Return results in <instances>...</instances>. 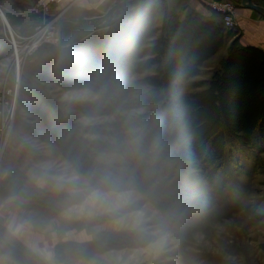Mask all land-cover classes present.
I'll list each match as a JSON object with an SVG mask.
<instances>
[{
  "label": "rangeland",
  "instance_id": "obj_1",
  "mask_svg": "<svg viewBox=\"0 0 264 264\" xmlns=\"http://www.w3.org/2000/svg\"><path fill=\"white\" fill-rule=\"evenodd\" d=\"M37 1L0 0V9L23 15ZM119 1L68 0L56 12L66 11L62 16L67 19L101 17ZM63 29L55 31L61 34ZM161 29L156 22L148 46L159 43ZM232 41L201 67L192 80L201 86L194 93L212 80ZM51 54L48 47L41 48L25 65L24 92L0 172V253L10 256L4 242L9 233L41 264H264V134L248 152L229 145L225 161L216 168H185L189 174L184 178L177 167H170L169 173L165 167L149 169L137 148L127 158L100 154L96 173L91 178L79 175L51 144L43 121L29 110L33 101L25 90L35 88L61 108L73 102L96 103L99 97L92 90L67 92L59 84L41 81ZM10 62L11 57L0 60V99ZM154 74L155 67L137 73L132 81ZM154 108L133 114H151ZM70 113L87 127L112 121ZM233 148L237 163L231 160L236 157L230 154ZM16 217L25 241L8 230Z\"/></svg>",
  "mask_w": 264,
  "mask_h": 264
},
{
  "label": "trees",
  "instance_id": "obj_2",
  "mask_svg": "<svg viewBox=\"0 0 264 264\" xmlns=\"http://www.w3.org/2000/svg\"><path fill=\"white\" fill-rule=\"evenodd\" d=\"M155 10V1L147 0L124 21L80 43L45 46L52 54L42 67L41 81L59 84L67 92L92 90L99 97L96 103L73 102L61 108L37 89L25 90L33 101L29 110L43 121L51 144L79 175L91 178L100 154L127 158L140 149L149 169L165 167L169 173L170 167H177L184 178L189 174L185 168H216L225 161L229 145L248 152L257 146L255 138L264 134V50L240 46L221 22L168 13L159 43L148 46ZM232 39L212 80L194 93L201 86L192 80L201 67ZM11 56V47L0 38V60ZM154 67L156 74L132 81L137 73ZM142 88L148 90L128 99ZM152 105L156 108L151 114H133ZM74 110L87 118L108 116L112 121L83 126L70 113ZM230 152L236 156V149ZM231 160L237 163L238 158ZM4 242L19 264L42 263L9 233Z\"/></svg>",
  "mask_w": 264,
  "mask_h": 264
},
{
  "label": "built area",
  "instance_id": "obj_3",
  "mask_svg": "<svg viewBox=\"0 0 264 264\" xmlns=\"http://www.w3.org/2000/svg\"><path fill=\"white\" fill-rule=\"evenodd\" d=\"M67 1L38 0L31 11L26 14L33 16H51L56 13L57 9L66 5ZM207 7L211 12L220 16V22L225 30H233L237 26L235 14L237 9L233 3L213 0L207 4ZM2 21H4L5 28L0 31V38L11 47L12 56L9 65L11 71L4 83L5 93L0 99V172L3 165L2 161L9 148L12 129L14 128L20 107L26 62L45 46L56 48L67 43L64 41L63 36L55 31L57 26L52 24L33 28L22 35L18 30L13 29L3 18ZM82 33L86 36L81 39L86 40L85 38L88 34ZM21 69L22 75H20Z\"/></svg>",
  "mask_w": 264,
  "mask_h": 264
},
{
  "label": "crops",
  "instance_id": "obj_4",
  "mask_svg": "<svg viewBox=\"0 0 264 264\" xmlns=\"http://www.w3.org/2000/svg\"><path fill=\"white\" fill-rule=\"evenodd\" d=\"M156 3L155 17L156 22H160L161 26L165 18V14H175L180 17H186V15H200L207 21L220 22V16L214 12H211L207 7L208 2L212 0H154ZM234 2L238 8L235 12L237 26L232 30L234 33V40H239L240 46H251L264 50V17L254 11L246 8H242L241 0H223ZM258 6H263L262 1L256 2ZM57 11V10H56ZM60 35L63 36L65 42L71 41V39H81L86 35L77 30L63 29ZM19 219L16 217L12 222L8 230L20 240L25 241L23 228L17 225ZM13 258L8 254L0 253V264H14Z\"/></svg>",
  "mask_w": 264,
  "mask_h": 264
},
{
  "label": "water",
  "instance_id": "obj_5",
  "mask_svg": "<svg viewBox=\"0 0 264 264\" xmlns=\"http://www.w3.org/2000/svg\"><path fill=\"white\" fill-rule=\"evenodd\" d=\"M145 3L146 0H120L117 5L113 6L101 17H91L84 19L63 18L62 15L64 12H66L64 10L62 12H56L51 16H33L27 14L17 15L10 11H4V16L2 18L7 21L13 29L18 30L22 35L33 28L52 24L60 28L84 32L88 34L85 38L87 39L93 33L109 29L117 25L119 22L124 21L127 17L134 14V12L139 11ZM241 6L242 8H246L261 14L264 17V7L261 5H256L254 0H241ZM2 18L0 17V31L5 28ZM81 40L71 39V41L67 42L65 45L72 46L73 44L82 42Z\"/></svg>",
  "mask_w": 264,
  "mask_h": 264
},
{
  "label": "bare ground",
  "instance_id": "obj_6",
  "mask_svg": "<svg viewBox=\"0 0 264 264\" xmlns=\"http://www.w3.org/2000/svg\"><path fill=\"white\" fill-rule=\"evenodd\" d=\"M4 11L8 12V11H10V10H8V9L6 10V9L1 8V9H0V17H1V18L4 16V15H3ZM10 12H12V11H10ZM12 13H14V12H12ZM14 14H16V13H14ZM62 17H63V16H62ZM63 18H64V17H63ZM20 75H22V69H21Z\"/></svg>",
  "mask_w": 264,
  "mask_h": 264
}]
</instances>
